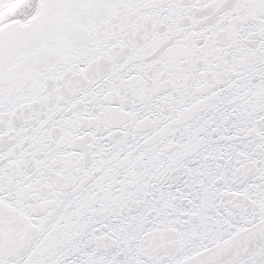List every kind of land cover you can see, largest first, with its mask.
Here are the masks:
<instances>
[{"label":"snow or ice","instance_id":"1","mask_svg":"<svg viewBox=\"0 0 264 264\" xmlns=\"http://www.w3.org/2000/svg\"><path fill=\"white\" fill-rule=\"evenodd\" d=\"M0 264H264V0H0Z\"/></svg>","mask_w":264,"mask_h":264}]
</instances>
